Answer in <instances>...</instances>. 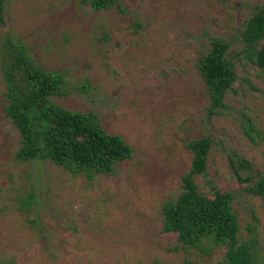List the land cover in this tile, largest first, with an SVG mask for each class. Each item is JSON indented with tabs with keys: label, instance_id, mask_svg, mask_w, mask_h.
Segmentation results:
<instances>
[{
	"label": "rangeland",
	"instance_id": "rangeland-1",
	"mask_svg": "<svg viewBox=\"0 0 264 264\" xmlns=\"http://www.w3.org/2000/svg\"><path fill=\"white\" fill-rule=\"evenodd\" d=\"M264 0H7L0 26V262L6 264H221L226 248L182 249L163 231V207L190 170L187 143L210 136L209 180L234 195L240 238H255L264 264V197L234 176L236 152L264 175V72L241 33ZM230 45L237 80L226 108L209 111L199 58L213 39ZM22 45L72 92L53 101L98 115L134 149L110 174L74 175L52 162H22V137L7 117L2 58ZM254 125L258 144L245 126ZM201 189L210 187L202 177Z\"/></svg>",
	"mask_w": 264,
	"mask_h": 264
},
{
	"label": "trees",
	"instance_id": "trees-1",
	"mask_svg": "<svg viewBox=\"0 0 264 264\" xmlns=\"http://www.w3.org/2000/svg\"><path fill=\"white\" fill-rule=\"evenodd\" d=\"M6 3L7 0H0V26L5 25ZM90 5L101 11L120 6V0H90ZM241 36L247 57L264 72V7H258L248 18ZM229 49L224 39L215 38L209 51L199 58L212 115L226 108V96L237 80ZM2 72L7 99L5 112L22 137L17 152L20 161L52 162L74 175L93 178L112 173L118 164L133 157V147L121 136L107 133L98 115L69 111L53 101L72 92L68 80L62 73L43 67L24 46L11 44L7 48ZM245 130L252 142L258 144V129L249 125ZM212 146L210 136L187 143L192 154L191 168L182 178L179 196L163 207V231L175 233L182 249L195 248L208 253L225 247L221 264H259L257 240L240 238L234 195L217 189L208 178ZM229 160L237 181L246 185L245 191L264 197V175L252 162L236 152L231 153ZM200 177L210 187L209 193L201 189Z\"/></svg>",
	"mask_w": 264,
	"mask_h": 264
}]
</instances>
